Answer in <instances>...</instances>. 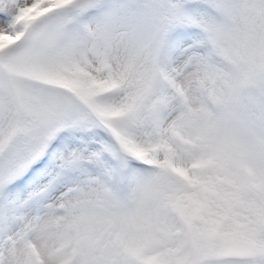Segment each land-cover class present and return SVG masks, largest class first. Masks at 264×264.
Masks as SVG:
<instances>
[{"label":"snow or ice","instance_id":"obj_1","mask_svg":"<svg viewBox=\"0 0 264 264\" xmlns=\"http://www.w3.org/2000/svg\"><path fill=\"white\" fill-rule=\"evenodd\" d=\"M0 264H264V0H0Z\"/></svg>","mask_w":264,"mask_h":264}]
</instances>
